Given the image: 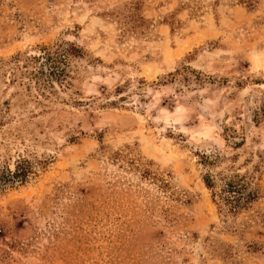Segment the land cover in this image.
<instances>
[{
	"label": "rangeland",
	"instance_id": "374dc122",
	"mask_svg": "<svg viewBox=\"0 0 264 264\" xmlns=\"http://www.w3.org/2000/svg\"><path fill=\"white\" fill-rule=\"evenodd\" d=\"M54 45L82 52L39 86L26 57ZM20 159L45 164L0 186V264H264V0H0ZM204 174L259 197L220 216Z\"/></svg>",
	"mask_w": 264,
	"mask_h": 264
},
{
	"label": "trees",
	"instance_id": "16d2710c",
	"mask_svg": "<svg viewBox=\"0 0 264 264\" xmlns=\"http://www.w3.org/2000/svg\"><path fill=\"white\" fill-rule=\"evenodd\" d=\"M81 49L74 45L64 49L62 45L43 47L40 55L27 56L28 61L38 63L30 71V77L35 78L39 86L51 87L53 81L61 82L66 76V60L69 56L81 55ZM212 163L205 156L200 163ZM34 164L44 167L45 161L37 160L35 163L27 159L15 161L13 169L6 164L0 167V186L5 187L9 184H24L34 173ZM150 175V173H146ZM203 184L210 190L211 200L217 207L220 216H235L242 210L248 208L259 197V188L253 187L250 181H246L244 176L238 174L223 175L218 179L210 174H204Z\"/></svg>",
	"mask_w": 264,
	"mask_h": 264
}]
</instances>
